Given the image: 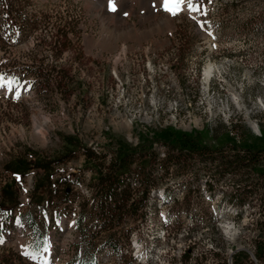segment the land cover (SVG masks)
Returning a JSON list of instances; mask_svg holds the SVG:
<instances>
[{"label":"rangeland","instance_id":"obj_1","mask_svg":"<svg viewBox=\"0 0 264 264\" xmlns=\"http://www.w3.org/2000/svg\"><path fill=\"white\" fill-rule=\"evenodd\" d=\"M8 1L13 26L8 32L0 26V186L11 177L3 171L11 159L55 155L67 136L110 160L112 138L136 145L166 127L207 132L211 142L225 134L237 142L262 135L264 0H191L198 11L186 2L176 16L164 0ZM17 13L36 20V31L22 36ZM37 57L53 79L42 91L18 69ZM155 148L163 156V146ZM85 159L82 150L59 165L56 177L68 178L71 193L61 183L51 205L31 203L35 168L17 177L19 205L0 211V254L6 248L38 264H78L75 214L92 195V172L79 170ZM204 170L198 161L184 175L161 177L155 167L146 205L117 228L123 256L97 240L92 264H234L240 250L259 264L260 202H246L238 215L223 195L236 189L235 177L215 175L209 192ZM140 184L135 177L133 185Z\"/></svg>","mask_w":264,"mask_h":264},{"label":"trees","instance_id":"obj_2","mask_svg":"<svg viewBox=\"0 0 264 264\" xmlns=\"http://www.w3.org/2000/svg\"><path fill=\"white\" fill-rule=\"evenodd\" d=\"M3 2L6 3V9L0 11V26L8 32L13 26L11 19L13 9L10 1L2 0ZM14 18L19 21L22 36H29L38 28L39 23L36 20L30 21L26 17H20L18 13ZM43 63L42 58L37 57L31 65H22L18 68L22 79L29 74L34 76L35 88L39 91L45 90L53 80L50 75L45 76L42 70ZM4 64L7 65L8 72H12L14 69L12 61L7 59ZM208 135L207 132L193 134L166 127L157 131L153 137L143 135L136 145L122 137L112 138L110 160H106L105 151H97L90 146L82 145L75 136H67L62 151L55 155L35 153L32 158L19 155L4 165L3 171L10 172L11 177L0 186V211L9 212L19 205L18 179L15 176L23 178L34 168L37 175L32 192V205L37 207L51 205L61 183H64L65 191L71 193L70 187L67 186L68 178L63 176L57 178L56 174L60 170V164L83 150L86 159L79 170L92 172L90 177L92 195L90 200L80 203V210L75 214V229L79 233V239L73 244V252L78 264H92L95 261L94 246L97 240L111 246L121 255L118 241L120 232L117 228L127 218L136 216L138 210L146 205L150 193L154 190L152 182L156 178L155 167H160L161 177L173 175L174 170L177 174L184 175L190 166L199 161L202 168H205L204 174L209 175L204 183L209 192L213 190V179L210 178L230 173L235 177L233 185L236 189L225 191L223 195L231 200L230 204L235 207L238 215L243 212L246 202L250 206L254 200H258L259 213L263 217L257 220L256 227L260 234H264V128L262 135L253 142L246 140L237 142L229 134L211 142ZM156 143L165 149L163 156L157 152ZM210 165H214L215 169ZM135 177H140L141 184L138 186L133 185ZM165 194H168L166 189ZM186 198L188 195L184 196V199ZM50 212L52 215L57 214L51 209ZM30 218L33 222L35 217ZM254 255L259 264H264L262 236L256 240ZM184 259L187 260L189 257ZM0 264L38 263L13 249L4 248L0 254ZM219 264L228 263L222 261ZM234 264L254 263L246 251L240 250L234 255Z\"/></svg>","mask_w":264,"mask_h":264},{"label":"snow or ice","instance_id":"obj_3","mask_svg":"<svg viewBox=\"0 0 264 264\" xmlns=\"http://www.w3.org/2000/svg\"><path fill=\"white\" fill-rule=\"evenodd\" d=\"M187 2V7L193 11H198V8L191 3V0H164L165 10L168 11L171 15L176 16L180 11H182L181 5H184ZM113 11H115V6H113ZM3 84H0V87H3Z\"/></svg>","mask_w":264,"mask_h":264},{"label":"bare ground","instance_id":"obj_4","mask_svg":"<svg viewBox=\"0 0 264 264\" xmlns=\"http://www.w3.org/2000/svg\"><path fill=\"white\" fill-rule=\"evenodd\" d=\"M213 72H214V66H213V65H209V66L205 69V72H204L205 79L209 80V79L212 77ZM39 123H40V122H39Z\"/></svg>","mask_w":264,"mask_h":264}]
</instances>
